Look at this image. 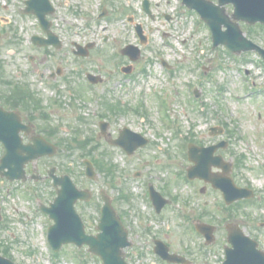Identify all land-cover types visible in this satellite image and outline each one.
I'll list each match as a JSON object with an SVG mask.
<instances>
[{"label": "rangeland", "instance_id": "rangeland-1", "mask_svg": "<svg viewBox=\"0 0 264 264\" xmlns=\"http://www.w3.org/2000/svg\"><path fill=\"white\" fill-rule=\"evenodd\" d=\"M26 1L0 0V18L10 20L9 25L0 22V82L28 81L41 89L46 111L51 110L55 124L63 130L58 138H51L60 144L59 153L42 166H56L59 175L68 172L79 189L93 193L91 202L77 204L87 233L98 232L99 209L103 206L100 194L105 190L130 232L133 248L127 253L131 264H164L152 252L154 238L165 241L174 253L194 255L197 264L206 260L221 264L225 226L231 222L240 225L264 251V228L259 226L264 222V67L259 55L252 52L232 57L226 49L212 50L209 29L199 23L195 12L183 8L180 0H149L152 16L144 12V0H51L57 8L53 27L64 47L60 51L40 49L32 44V37L42 35V30L34 16L23 13ZM103 9L107 14L99 18ZM227 13L232 14L233 7L228 6ZM136 25L142 27L146 38L143 46L135 33ZM257 27L241 23L247 36L264 48V29ZM73 43L95 44L90 58L75 57ZM127 45L141 49L137 62L118 55ZM30 55L36 57L34 64L25 57ZM162 62L170 68L163 67ZM129 65L136 81L127 82L119 70ZM32 66L50 71L60 68L63 74L52 85L47 81L40 84ZM19 71L24 73V80L16 76ZM89 72L103 79L97 88L89 89ZM145 77L149 82L144 83ZM125 81L123 87L121 82ZM45 87L49 89L45 91ZM195 89L201 96L197 101ZM248 90L256 92L249 94ZM154 92L166 101L164 113L157 107ZM108 102L132 109L114 117L107 112ZM137 108L150 114L144 126L134 111ZM103 119L110 123L112 137L118 135L121 124L131 125L137 133L142 127L148 128L151 132L145 136L151 140L149 146L131 157L113 148L99 136L98 124ZM163 121L171 124L170 131L162 126ZM212 126L223 128L224 136H211ZM222 137L229 145L217 153L233 165L231 176L240 187L255 191L248 203L231 206L230 210L223 208L218 191L208 186L203 194L204 184H188L179 174L182 165H187L183 148L188 146V139L208 146ZM240 157L243 163L238 167ZM85 158L102 164L105 159L116 169L107 165L108 173L97 171L99 178L92 182L85 176ZM146 182L164 191L172 201L159 216L145 195ZM6 187L2 185L0 195L7 192ZM37 188L41 198L53 201L55 196L48 185ZM24 191L3 201L1 255L6 251V257L16 264H102L87 247L74 245L64 246L53 257L47 242V226L52 222L35 215L31 197L23 195ZM207 210L213 215H207ZM182 213L189 219L181 218ZM201 218L218 228L216 242L208 249L201 248L203 239L193 229Z\"/></svg>", "mask_w": 264, "mask_h": 264}, {"label": "water", "instance_id": "water-1", "mask_svg": "<svg viewBox=\"0 0 264 264\" xmlns=\"http://www.w3.org/2000/svg\"><path fill=\"white\" fill-rule=\"evenodd\" d=\"M34 1L35 0H32L28 5L32 7ZM47 1L48 0H45V3H47ZM185 2L188 6L197 9L203 15L213 31L215 43L217 45L224 44L233 52L254 48V46L243 37L238 26L229 22V18L225 16V10L222 6L227 3L235 4V19L250 23L257 21L264 23V0H220V6H215L205 0H185ZM147 8L148 5H146V10L148 11ZM223 25L229 29L228 33L222 32ZM229 33L231 34L228 35ZM256 49L263 52L259 48ZM33 154L34 153H32V155ZM40 155L41 153L37 152L30 158L35 159ZM89 176L95 177L91 164ZM58 183L63 186V189L59 191V197L49 211L51 217L56 222V225L51 230V240L55 249H60L61 246L66 243H76L78 245L86 243L90 246L92 253L103 259L104 264H126L123 259L122 250L129 245L127 233L123 230L120 220L116 217V213L111 208L109 200L107 198L105 200L106 205L103 209V218L99 226L102 233L97 237L86 236L84 225L77 215L74 205L78 199L88 200L89 195L75 189L68 177L59 179ZM229 200L228 203H231L235 200V197L229 194ZM236 240L238 239L235 238V241ZM0 262L3 264H11L1 258Z\"/></svg>", "mask_w": 264, "mask_h": 264}, {"label": "flooded vegetation", "instance_id": "flooded-vegetation-1", "mask_svg": "<svg viewBox=\"0 0 264 264\" xmlns=\"http://www.w3.org/2000/svg\"><path fill=\"white\" fill-rule=\"evenodd\" d=\"M38 99V93L29 90L27 86L10 81L0 82V106L5 111L17 112L21 118V123H18L17 126L7 119L0 120V130L11 129L15 131L17 129L26 145L33 144L35 138L59 137L62 130L55 124L53 114H49L42 109L41 102ZM2 118L9 117L3 116ZM5 152V146L0 143V159ZM43 166L40 164L36 167L28 166L26 169L27 175L42 174ZM46 182L47 178L44 177L35 183Z\"/></svg>", "mask_w": 264, "mask_h": 264}]
</instances>
